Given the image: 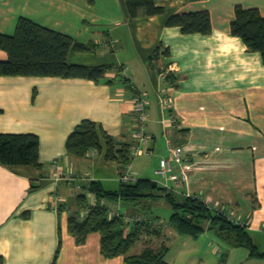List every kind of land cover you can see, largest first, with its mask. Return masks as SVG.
Instances as JSON below:
<instances>
[{
	"label": "crops",
	"instance_id": "1",
	"mask_svg": "<svg viewBox=\"0 0 264 264\" xmlns=\"http://www.w3.org/2000/svg\"><path fill=\"white\" fill-rule=\"evenodd\" d=\"M153 2L163 8L162 14L147 16L141 9L132 19L124 0H0V33L12 35L18 19L27 18L93 46L89 52L70 50L69 64L107 67L97 81L0 77V134H34L39 141L38 167L0 165V264H123L121 256L101 255L98 233L78 244L67 222L77 211L78 195L85 194L93 203L85 191L88 182L117 191L125 166L106 161L103 150L73 158L65 144L81 121L90 120L113 139L116 150L128 147L130 152L136 93L147 96L150 153L131 157L134 177L231 214L264 252L258 249L264 248V63L229 28L236 5L256 8L264 16V0ZM198 11L210 14L208 35H184L166 26L171 15ZM6 58L0 50V60ZM163 93L170 98V109L162 106ZM168 145L183 157L180 165H173V174L182 169L187 180L167 182L165 187L155 172ZM106 169L109 174L101 175ZM67 175L75 180L67 181ZM150 202L154 206L147 215L157 219L160 231L151 237L160 241L159 247H167L168 264H264L247 249L221 239L215 228L197 238L179 235L168 224L172 212L163 197ZM122 205L107 202L113 210H122ZM123 206L124 214H146ZM159 209H166L165 224ZM211 237L225 245L224 254L209 245ZM210 257L219 261H206Z\"/></svg>",
	"mask_w": 264,
	"mask_h": 264
},
{
	"label": "trees",
	"instance_id": "2",
	"mask_svg": "<svg viewBox=\"0 0 264 264\" xmlns=\"http://www.w3.org/2000/svg\"><path fill=\"white\" fill-rule=\"evenodd\" d=\"M124 2L127 14L132 19L138 16L141 9L145 10L147 16L163 13V8L156 6L153 0ZM166 26L177 27L184 35H208L211 32L210 14L198 11L171 15ZM229 28L230 34L239 38L250 52L258 53L264 63V16L259 10L236 5ZM92 48V45L82 44L70 36L21 17L12 35L0 33V50L7 55L5 60H0V77L86 78L97 81L103 76L106 66L88 67L67 62L70 50L89 52ZM158 51L159 48L154 50L152 59ZM163 54L168 56L169 50L165 49ZM38 147V137L34 134H0V165L38 167ZM65 148L73 158H83L92 150L98 153L103 150L106 161H119L123 167L132 159L128 147L116 150L113 139L101 126L90 120L81 121L73 129ZM151 185L149 180L135 178L132 183L119 182L117 191H105L99 182H88L85 191L93 196L94 201L89 204L85 194L76 197L78 208L68 218V233L78 244L84 243L88 234L98 233L101 255L107 259L121 256L123 264H168L165 261L167 247L164 244L157 249L146 248L139 254H129L130 249L141 238L160 235L155 217L140 219L136 216L137 213L131 216L120 211L110 216L113 209L107 206V202L122 201L147 215L154 206L150 199L163 197L172 212L168 224L179 235L197 238L206 230L215 228L221 239L247 249L252 258L264 259V252L257 250L245 225L234 223L225 214L216 212L196 197L177 196L170 190L158 185L153 188ZM129 216H136L138 219L132 224L127 223L125 218Z\"/></svg>",
	"mask_w": 264,
	"mask_h": 264
},
{
	"label": "built area",
	"instance_id": "3",
	"mask_svg": "<svg viewBox=\"0 0 264 264\" xmlns=\"http://www.w3.org/2000/svg\"><path fill=\"white\" fill-rule=\"evenodd\" d=\"M126 70L123 69V74ZM162 106L165 109L171 108V101L169 96L166 93L162 95ZM133 110L135 116V125L136 130L134 132L135 143L134 146L130 149L131 157H137L142 155L149 154V138L147 135V96L143 93H136L133 97ZM175 120L172 116L169 117V123L174 124ZM163 123V122H162ZM183 161L182 154L178 148H172L170 145L167 147V156H164L159 159L158 168L156 170V175L161 179L163 185L166 187L167 182H175L176 184L179 182H186L187 174L184 170L179 171V175L173 174V165H180ZM53 170H57V167H54ZM176 175V176H175ZM67 181H74V177L71 175H67L64 177ZM118 181L122 183H132L135 181L134 175L130 172V165L126 164L124 170L118 176ZM214 209V208H213ZM216 212L223 213L226 215V218L233 221L236 224L243 225V223L237 218L232 217L231 214H228L220 209H214ZM118 209H114L111 215H115L118 213ZM138 217H126L125 220L127 223H133L136 221Z\"/></svg>",
	"mask_w": 264,
	"mask_h": 264
},
{
	"label": "rangeland",
	"instance_id": "4",
	"mask_svg": "<svg viewBox=\"0 0 264 264\" xmlns=\"http://www.w3.org/2000/svg\"><path fill=\"white\" fill-rule=\"evenodd\" d=\"M94 171V170H93ZM92 171V172H93ZM100 174L101 175H107V174H109V169H106V170H101L100 171ZM103 177V176H102ZM122 204L123 205H127L126 203H124V202H122ZM122 205V210H120L122 213H124V210L123 209H125V207ZM153 208V207H152ZM151 208V209H152ZM221 210V209H220ZM154 210H152V212H153ZM150 213V212H149ZM148 213V214H149ZM158 213H160L159 215L161 216V219L164 221L165 219V222H164V224L167 222V220H168V216H164L163 215V213H166V209H159L158 210ZM169 213H170V211H167V215H169ZM132 216V215H131ZM131 216H129V217H131ZM136 216H139V218L141 219H151V217L150 216H147L146 214H137ZM163 224V225H164ZM163 230H164V227H163ZM212 238V241L210 242V244L209 245H213V247H214V251H217V247L219 248V249H222V251H223V254L225 253V245H223V244H221L220 243V241H218L216 238H214V237H211ZM169 242H166V243H168L169 244V246L171 247V249L173 248V244H172V239H169L168 240ZM159 245H160V241L158 240V239H155V238H153V237H146V238H143V239H141L138 243H136L131 249H130V251H129V254L130 255H136V254H139V253H141L144 249H146V248H151V249H157L158 247H159ZM228 248V247H227ZM260 251H264V248H261V247H259L258 248ZM240 251L244 254V252H245V249H243V248H241L240 249ZM214 259H216V261L218 262L219 261V259L218 258H209L208 260H206V259H204V260H206V261H209V262H214L215 260Z\"/></svg>",
	"mask_w": 264,
	"mask_h": 264
},
{
	"label": "water",
	"instance_id": "5",
	"mask_svg": "<svg viewBox=\"0 0 264 264\" xmlns=\"http://www.w3.org/2000/svg\"><path fill=\"white\" fill-rule=\"evenodd\" d=\"M151 186H152L153 188H155V187H156V183L153 182Z\"/></svg>",
	"mask_w": 264,
	"mask_h": 264
}]
</instances>
